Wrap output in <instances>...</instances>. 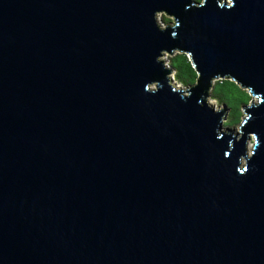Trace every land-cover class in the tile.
I'll use <instances>...</instances> for the list:
<instances>
[{"label":"water","instance_id":"95a60500","mask_svg":"<svg viewBox=\"0 0 264 264\" xmlns=\"http://www.w3.org/2000/svg\"><path fill=\"white\" fill-rule=\"evenodd\" d=\"M188 2L0 0V264H264V104L226 158L197 103L217 73L264 92V0ZM177 46L202 72L187 102L155 62Z\"/></svg>","mask_w":264,"mask_h":264},{"label":"clouds","instance_id":"9594fccd","mask_svg":"<svg viewBox=\"0 0 264 264\" xmlns=\"http://www.w3.org/2000/svg\"><path fill=\"white\" fill-rule=\"evenodd\" d=\"M209 0H189L185 5V11H190L191 9H202L206 8ZM237 0H215L216 6L222 11H230L235 8ZM153 19L157 29L161 32L171 30V37L177 38L179 33L178 29L182 27L180 19L173 13L168 12L165 9H158L154 12ZM179 53L187 57L188 62L191 65L192 70L195 73V79H189L187 76L183 80H177L173 73L176 69L172 66L169 57L173 54ZM155 62L162 65L163 70H165V79L167 85L170 87L171 91L178 95L183 102H187L192 96V89L199 85L202 78V72L199 70V66L195 60L194 53L188 49H182L180 47H173L171 50L167 48H161L159 54L155 56ZM218 78H231L235 82L243 93L246 94L247 100L245 106L241 107L239 110V115L237 117L238 123H233L228 125L225 119L226 113L224 112L225 105L221 104L219 100H215L210 96L211 89L214 82ZM187 81V82H185ZM163 83L160 80L147 81L144 84V91L149 94H156L163 88ZM207 94L201 96L197 100V103L204 107L205 105L212 109L213 112L223 115L220 116L219 126L216 129L217 139H221L225 134H229L234 137V140L228 142V151H225L224 156L227 158L229 152L234 149L235 142H238L243 137V128L248 124V122L253 119V114L249 109L259 108L264 104V92H257L253 85L245 84L239 80L232 73H217L209 78V86L206 90ZM234 130V131H230ZM261 146V141L259 139L258 133L255 131H249L247 133V139L245 140V151L238 156V164L236 171L240 175H246L250 170L249 162L256 154L257 150Z\"/></svg>","mask_w":264,"mask_h":264},{"label":"trees","instance_id":"16d2710c","mask_svg":"<svg viewBox=\"0 0 264 264\" xmlns=\"http://www.w3.org/2000/svg\"><path fill=\"white\" fill-rule=\"evenodd\" d=\"M169 59L172 66L176 69L173 75L177 80H183L185 76L193 79L194 71L185 55L176 53L171 55ZM210 94L213 99L219 100L228 109L227 124L237 123L240 106L247 100L246 94L242 92L240 87L231 78H218L214 82Z\"/></svg>","mask_w":264,"mask_h":264},{"label":"rangeland","instance_id":"374dc122","mask_svg":"<svg viewBox=\"0 0 264 264\" xmlns=\"http://www.w3.org/2000/svg\"><path fill=\"white\" fill-rule=\"evenodd\" d=\"M210 96H211V94H210ZM221 103V102H220ZM222 104V103H221ZM224 112L226 113V115H225V119H227V112H228V109H226V108H224ZM223 115V114H222ZM238 123V122H237ZM232 125V124H231Z\"/></svg>","mask_w":264,"mask_h":264}]
</instances>
